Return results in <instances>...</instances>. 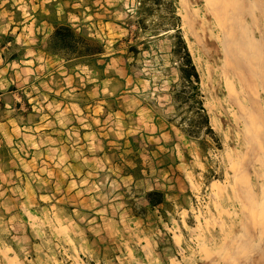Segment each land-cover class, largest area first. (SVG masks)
Listing matches in <instances>:
<instances>
[{
  "label": "rangeland",
  "instance_id": "1",
  "mask_svg": "<svg viewBox=\"0 0 264 264\" xmlns=\"http://www.w3.org/2000/svg\"><path fill=\"white\" fill-rule=\"evenodd\" d=\"M145 1L147 7L153 5ZM185 1V6L182 0L154 6L146 19L148 30L142 32L139 0H0L3 28L36 11L39 20L81 27L79 32L95 39L106 54L122 51L119 56H124L138 80L134 93L177 127L175 135L161 139L169 147L168 155L173 158L178 153L182 163L175 176L164 181L172 197L162 210L143 211L144 221L136 222L124 212L126 206H134V200L121 198L118 224L111 229L75 223L64 204L56 202L59 197L41 202L32 188L34 180L0 179V264H264V230L255 242L250 230L254 222L249 229L245 220L254 212L253 199H259L264 171L259 170L254 150L245 145L243 124L251 116L249 103L256 104L261 97L264 101L262 85L253 77L239 80L240 70L235 68L239 62L228 65L217 51L230 46L248 64L250 53H243L242 37L250 36H242L236 17L226 13L229 0ZM171 25L178 29L150 36L157 28ZM180 37L191 54L198 82L187 83L182 77ZM131 47L137 48L138 56ZM16 50L13 44L6 53ZM262 55L256 52L255 62L264 78ZM72 62L83 64L80 59ZM199 102L205 112L200 113ZM121 105L123 110L137 109L136 104L123 102L110 107ZM138 111L129 122L135 130L150 132V116ZM201 115L208 117L211 131ZM33 185H38L36 180ZM141 201L139 212L144 206ZM256 230L261 232L259 227Z\"/></svg>",
  "mask_w": 264,
  "mask_h": 264
},
{
  "label": "crops",
  "instance_id": "2",
  "mask_svg": "<svg viewBox=\"0 0 264 264\" xmlns=\"http://www.w3.org/2000/svg\"><path fill=\"white\" fill-rule=\"evenodd\" d=\"M38 16L28 12L22 22L0 25V179L34 180L41 202L59 197L56 202L82 226L115 228L121 198L134 200L124 212L143 222V211L162 210L171 201L164 181L182 163L178 153L168 155L161 138L175 135L177 127L134 93L138 80L122 51L104 53L96 66L67 61L48 52L55 24ZM13 44L17 50L9 55ZM122 102L150 116V132L129 122L137 109H111ZM152 191L164 199L154 209L147 199Z\"/></svg>",
  "mask_w": 264,
  "mask_h": 264
},
{
  "label": "bare ground",
  "instance_id": "3",
  "mask_svg": "<svg viewBox=\"0 0 264 264\" xmlns=\"http://www.w3.org/2000/svg\"><path fill=\"white\" fill-rule=\"evenodd\" d=\"M182 2H183V6H185L186 1L182 0ZM229 2L231 7L230 9L226 8V13L228 15H233L236 17L237 25L243 31L242 36L243 35L250 36L248 40L242 37L243 40L242 45L244 47L242 51L243 53L248 55L250 53V63L247 64L246 62L240 61V59L238 58L240 54H235L233 52V48L230 46L224 49L221 48L220 50L217 51H220L219 52L220 56H223L224 63H227L228 65L229 64L236 65V61L239 62V66L235 67L236 70L238 69L240 70V72H238L240 78L239 80L249 79L250 77L259 80V82H261L262 85L261 86L262 96L264 97V78L262 76L260 77V73H259V71L261 70V66L257 61L255 62L256 52H259L260 55H262V52L264 53V0H229ZM224 6L225 3H223V8L225 9ZM214 7L215 5L213 6V8ZM222 9L221 11H223ZM215 10H220V9L215 7ZM245 45H247L248 47H245ZM245 89H247V86H245ZM240 93L246 96L244 92H240ZM246 97L249 99V96ZM247 107L250 111L247 113L251 114V116L248 115L244 119L243 124L247 133L251 131L252 134L250 135L246 133L245 145L248 148L254 150L255 156L258 159L257 165L259 167V170L263 172L264 171V101L262 100L261 97L258 103L256 104L249 103V106ZM213 124L216 127H218L216 125L217 123L215 120L213 121ZM261 187L262 188L260 189V194L259 196H257L259 197V199L258 198L253 199L254 212L249 213L250 215L247 216L248 220L247 218L245 219L249 229L251 227L250 223L254 222L256 224V228L259 227V229L261 230V232L259 231L260 232L259 233L254 227V223H253V228L251 227L250 230L254 234L253 238L255 242L258 241L259 238H261L262 235L261 233L264 230V184L263 183L261 184Z\"/></svg>",
  "mask_w": 264,
  "mask_h": 264
},
{
  "label": "trees",
  "instance_id": "4",
  "mask_svg": "<svg viewBox=\"0 0 264 264\" xmlns=\"http://www.w3.org/2000/svg\"><path fill=\"white\" fill-rule=\"evenodd\" d=\"M164 0H151L153 3L152 6L147 7V3L145 0H139L141 7L138 8L137 14L140 16L138 20V29L142 32H147L148 27L146 25V19L148 16L153 14V7L158 6L162 8L166 6L163 3ZM173 14H175V9H172ZM55 31L51 35L48 44L47 50L48 52L63 57L67 61L73 60H81V63L96 66V62L100 59V57L104 54L105 50L102 45H100L95 39H92L88 36H84L82 32L78 31V28L73 27L72 24H68L66 22H56ZM81 28V27H79ZM178 26L171 25L170 27L157 28L152 35L150 36H159L164 33H168L173 30H177ZM180 48L183 52V60L185 68L181 70L182 77L185 79L187 83L192 82L195 79L197 82L199 81V75L196 71V67L193 63L191 54L188 50V47L185 41L180 37ZM91 43H94L97 48L91 46ZM131 51L138 56V50L136 47H131ZM177 53V52H176ZM200 106V113L205 112L203 108V104L201 102L198 103ZM199 113V114H200ZM204 116V122L206 123V127L209 131H211L209 126V119ZM147 199L150 202V207L152 209L159 207L164 199L162 197L161 192L152 191L147 195Z\"/></svg>",
  "mask_w": 264,
  "mask_h": 264
}]
</instances>
